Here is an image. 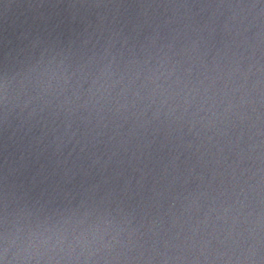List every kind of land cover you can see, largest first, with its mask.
Listing matches in <instances>:
<instances>
[{"label": "water", "instance_id": "water-1", "mask_svg": "<svg viewBox=\"0 0 264 264\" xmlns=\"http://www.w3.org/2000/svg\"><path fill=\"white\" fill-rule=\"evenodd\" d=\"M0 264H264V0H0Z\"/></svg>", "mask_w": 264, "mask_h": 264}]
</instances>
